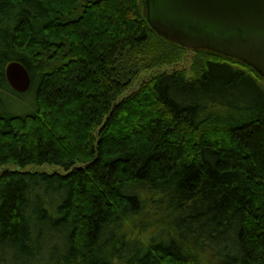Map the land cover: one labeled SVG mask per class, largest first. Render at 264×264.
I'll use <instances>...</instances> for the list:
<instances>
[{
  "label": "trees",
  "instance_id": "1",
  "mask_svg": "<svg viewBox=\"0 0 264 264\" xmlns=\"http://www.w3.org/2000/svg\"><path fill=\"white\" fill-rule=\"evenodd\" d=\"M146 9L0 0V264H264V76Z\"/></svg>",
  "mask_w": 264,
  "mask_h": 264
},
{
  "label": "water",
  "instance_id": "2",
  "mask_svg": "<svg viewBox=\"0 0 264 264\" xmlns=\"http://www.w3.org/2000/svg\"><path fill=\"white\" fill-rule=\"evenodd\" d=\"M157 33L189 49L209 48L240 58L264 76V0H145ZM5 76L18 92L28 90L29 71L11 60Z\"/></svg>",
  "mask_w": 264,
  "mask_h": 264
},
{
  "label": "rangeland",
  "instance_id": "3",
  "mask_svg": "<svg viewBox=\"0 0 264 264\" xmlns=\"http://www.w3.org/2000/svg\"><path fill=\"white\" fill-rule=\"evenodd\" d=\"M192 57H193V52L190 51L188 52L185 57H184V60L179 63L177 66L178 67H186V70H188V72H191L189 66L191 64V61H192ZM23 94H26L27 96L26 97H22L21 96V99H24L22 102L19 101L18 103H15V104H12L14 108H16L17 110L21 111V112H27V111H30L34 108V101L31 100V94L28 92H24ZM11 103H9L10 105ZM42 169H46L47 171L48 170H53L55 168H57L56 166H52V165H44L41 167Z\"/></svg>",
  "mask_w": 264,
  "mask_h": 264
}]
</instances>
